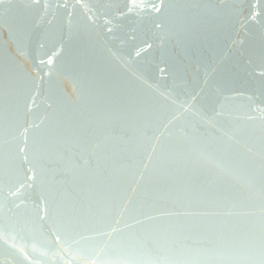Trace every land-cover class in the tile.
I'll return each instance as SVG.
<instances>
[{
    "label": "water",
    "instance_id": "1",
    "mask_svg": "<svg viewBox=\"0 0 264 264\" xmlns=\"http://www.w3.org/2000/svg\"><path fill=\"white\" fill-rule=\"evenodd\" d=\"M0 264H264V0H0Z\"/></svg>",
    "mask_w": 264,
    "mask_h": 264
}]
</instances>
